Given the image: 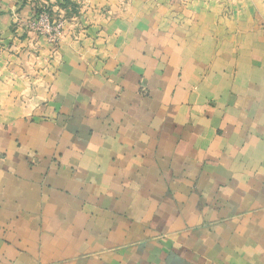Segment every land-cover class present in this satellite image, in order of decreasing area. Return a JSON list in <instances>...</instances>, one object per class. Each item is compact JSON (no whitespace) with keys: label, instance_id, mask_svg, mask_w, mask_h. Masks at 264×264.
Wrapping results in <instances>:
<instances>
[{"label":"crops","instance_id":"0c3cea01","mask_svg":"<svg viewBox=\"0 0 264 264\" xmlns=\"http://www.w3.org/2000/svg\"><path fill=\"white\" fill-rule=\"evenodd\" d=\"M0 264H264V0H0Z\"/></svg>","mask_w":264,"mask_h":264},{"label":"built area","instance_id":"2783aa9c","mask_svg":"<svg viewBox=\"0 0 264 264\" xmlns=\"http://www.w3.org/2000/svg\"><path fill=\"white\" fill-rule=\"evenodd\" d=\"M34 9L35 11L32 15L28 19L21 21V24L17 28H22L23 30L44 37L50 45L56 44L65 24V19L54 18L53 13L46 3H41Z\"/></svg>","mask_w":264,"mask_h":264},{"label":"rangeland","instance_id":"374dc122","mask_svg":"<svg viewBox=\"0 0 264 264\" xmlns=\"http://www.w3.org/2000/svg\"><path fill=\"white\" fill-rule=\"evenodd\" d=\"M53 17L54 18H63V17H61V16H57V14H54L53 15ZM63 30V29H62ZM24 32H26V33H28V31L27 30H23ZM62 32V31H61ZM35 34V33H34ZM36 35V34H35ZM60 35V34H59ZM37 36H39V35H37ZM59 39V38H58Z\"/></svg>","mask_w":264,"mask_h":264},{"label":"trees","instance_id":"16d2710c","mask_svg":"<svg viewBox=\"0 0 264 264\" xmlns=\"http://www.w3.org/2000/svg\"><path fill=\"white\" fill-rule=\"evenodd\" d=\"M66 5H67V6H70V9H69V10L74 11L75 8H74L73 6H71V4L67 3ZM68 12L70 13V11H68ZM70 14H71V13H70Z\"/></svg>","mask_w":264,"mask_h":264}]
</instances>
